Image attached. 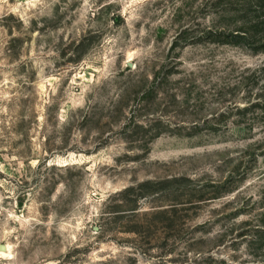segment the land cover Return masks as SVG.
Returning <instances> with one entry per match:
<instances>
[{
	"label": "rangeland",
	"instance_id": "obj_1",
	"mask_svg": "<svg viewBox=\"0 0 264 264\" xmlns=\"http://www.w3.org/2000/svg\"><path fill=\"white\" fill-rule=\"evenodd\" d=\"M0 264H264V0H0Z\"/></svg>",
	"mask_w": 264,
	"mask_h": 264
},
{
	"label": "bare ground",
	"instance_id": "obj_2",
	"mask_svg": "<svg viewBox=\"0 0 264 264\" xmlns=\"http://www.w3.org/2000/svg\"><path fill=\"white\" fill-rule=\"evenodd\" d=\"M9 248V247H8Z\"/></svg>",
	"mask_w": 264,
	"mask_h": 264
}]
</instances>
